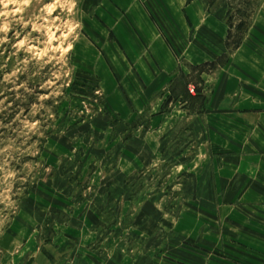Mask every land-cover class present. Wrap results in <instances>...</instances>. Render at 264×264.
<instances>
[{"label":"rangeland","instance_id":"obj_1","mask_svg":"<svg viewBox=\"0 0 264 264\" xmlns=\"http://www.w3.org/2000/svg\"><path fill=\"white\" fill-rule=\"evenodd\" d=\"M241 175L264 0H0V264H262Z\"/></svg>","mask_w":264,"mask_h":264},{"label":"crops","instance_id":"obj_2","mask_svg":"<svg viewBox=\"0 0 264 264\" xmlns=\"http://www.w3.org/2000/svg\"><path fill=\"white\" fill-rule=\"evenodd\" d=\"M260 183L262 182H254L252 181L251 183H249L248 181V178L246 176H243L241 175L239 177V184L235 187V194L238 198L241 199V202L244 201V194H245V191L248 190V188L251 190V191H254L256 189V186H258V189L259 191L263 192L264 193V186H260ZM264 183V181H263ZM261 189V190H260ZM254 197V196H252ZM252 223H253V220H252ZM264 263V261L262 262V264Z\"/></svg>","mask_w":264,"mask_h":264},{"label":"trees","instance_id":"obj_3","mask_svg":"<svg viewBox=\"0 0 264 264\" xmlns=\"http://www.w3.org/2000/svg\"><path fill=\"white\" fill-rule=\"evenodd\" d=\"M237 12H241V10H239ZM233 14H234L233 8L230 7V5H229V13H228L229 20H227L228 21L227 23L229 24L230 29L236 28V29H238L240 31V34L241 33L244 34L246 32V30H247L248 23H246V21H244V20H241V22L240 23H237L236 25L232 24V20L234 19V15ZM240 42H241V39H239L235 43L234 46H239Z\"/></svg>","mask_w":264,"mask_h":264}]
</instances>
